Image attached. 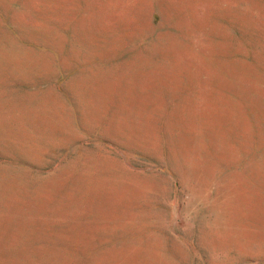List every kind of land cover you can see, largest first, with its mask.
Listing matches in <instances>:
<instances>
[{"label": "rangeland", "instance_id": "374dc122", "mask_svg": "<svg viewBox=\"0 0 264 264\" xmlns=\"http://www.w3.org/2000/svg\"><path fill=\"white\" fill-rule=\"evenodd\" d=\"M0 264H264V0H0Z\"/></svg>", "mask_w": 264, "mask_h": 264}]
</instances>
